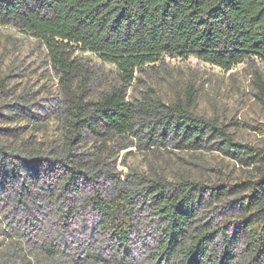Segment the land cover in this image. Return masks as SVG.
<instances>
[{"label":"trees","instance_id":"16d2710c","mask_svg":"<svg viewBox=\"0 0 264 264\" xmlns=\"http://www.w3.org/2000/svg\"><path fill=\"white\" fill-rule=\"evenodd\" d=\"M0 23L45 45L59 73L69 147L87 128L140 135L150 144L170 140L178 148L215 149L244 169L211 183L145 179L152 238L144 245L152 263L264 264V148L236 140L226 125L181 104H134L120 87L87 99L75 86L86 70L77 52L115 64L126 81L135 68L165 53L194 55L224 69L247 58L264 61V0H0ZM257 130L264 135V127ZM8 154L0 144L2 182L14 176L19 158L33 168L43 161ZM112 189L92 202L99 225L125 253L138 223L129 189L116 183ZM17 194L19 199L22 191Z\"/></svg>","mask_w":264,"mask_h":264},{"label":"rangeland","instance_id":"374dc122","mask_svg":"<svg viewBox=\"0 0 264 264\" xmlns=\"http://www.w3.org/2000/svg\"><path fill=\"white\" fill-rule=\"evenodd\" d=\"M77 54L86 70L75 86L87 99L120 87L134 104L148 99L181 104L226 125L236 140L264 148L257 130L264 127L263 60L247 58L224 69L194 55L165 53L135 68L126 81L98 54ZM64 105L59 73L45 45L0 23V144L9 159L43 157L36 168L19 158L14 176L0 178V264H154L144 245L152 238L145 179L211 183L218 175L244 174L218 150L178 148L170 140L150 144L140 135L84 128L69 147ZM114 183L129 189L138 223L125 253L99 225L92 202L96 195L109 196ZM17 191H22L19 199Z\"/></svg>","mask_w":264,"mask_h":264}]
</instances>
